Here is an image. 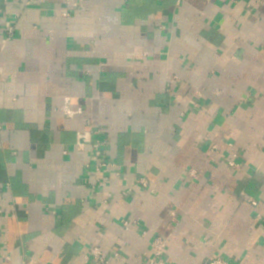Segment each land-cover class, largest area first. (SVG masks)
<instances>
[{"label":"crops","instance_id":"obj_1","mask_svg":"<svg viewBox=\"0 0 264 264\" xmlns=\"http://www.w3.org/2000/svg\"><path fill=\"white\" fill-rule=\"evenodd\" d=\"M0 206V264H264V0H0Z\"/></svg>","mask_w":264,"mask_h":264},{"label":"built area","instance_id":"obj_2","mask_svg":"<svg viewBox=\"0 0 264 264\" xmlns=\"http://www.w3.org/2000/svg\"><path fill=\"white\" fill-rule=\"evenodd\" d=\"M63 16H67L68 13L67 12H63L62 13ZM12 31V26H9V32ZM94 136V132L93 131H89V132H85L83 134V139L82 142H80L78 144V148L82 149L84 147V145L88 142H91V139ZM107 146V142L106 141H99V140H95L91 142V147H92V156H91V163H89V165H87V169L90 170L91 169V165L94 166L95 168V172H106L109 170V168L111 167L110 164H108L106 162V156L107 153L105 152V147ZM231 165H234L233 163H231ZM248 202L252 205H256V202H254L253 200H248ZM3 213V210L0 206V214ZM260 220L263 222L264 224V218H260ZM124 226L126 228H129V223H125ZM167 248V242L166 240H164L163 238H156L154 239V241L152 242V250L154 251V254L157 257H161ZM91 256H94L95 258L99 259L100 261H104L103 259V254L100 252L99 249H93L91 252ZM21 264H38L33 260H24L23 262H21ZM210 264H227L224 260L222 259H215L213 260Z\"/></svg>","mask_w":264,"mask_h":264}]
</instances>
